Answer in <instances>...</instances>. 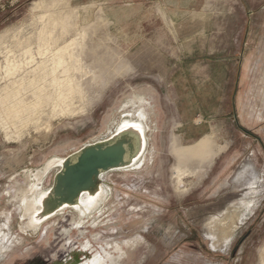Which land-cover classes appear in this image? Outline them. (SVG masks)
Returning <instances> with one entry per match:
<instances>
[{"label": "rangeland", "instance_id": "1", "mask_svg": "<svg viewBox=\"0 0 264 264\" xmlns=\"http://www.w3.org/2000/svg\"><path fill=\"white\" fill-rule=\"evenodd\" d=\"M59 23L77 45L73 102L84 111L19 142L0 133L1 208L25 171L106 138L137 95L152 121L147 157L105 177L100 224L81 232L54 217L0 264H59L87 240L89 255L132 242L120 264H264V0H0V64L24 57L17 41L37 55L39 34L57 37ZM179 164L194 175L177 184ZM218 210L234 225L225 240L202 225Z\"/></svg>", "mask_w": 264, "mask_h": 264}, {"label": "bare ground", "instance_id": "2", "mask_svg": "<svg viewBox=\"0 0 264 264\" xmlns=\"http://www.w3.org/2000/svg\"><path fill=\"white\" fill-rule=\"evenodd\" d=\"M59 24H61V33L57 37L47 39L42 37V33L37 37L36 54L38 56L31 49L30 39L25 42L17 41L20 50H23L24 57L11 59L10 56H5L4 64H0V71L3 73L0 77L2 81L0 86V133L9 141L19 142L34 132L51 128V122L54 119L72 116L78 110L84 111L83 107L79 108L73 102L76 87L71 70L73 69L72 61L78 55L75 53L77 45L75 39L66 37L69 34L68 25ZM50 45L52 46L49 48ZM131 103L132 109L127 110L125 107L127 111L122 113L108 136L97 140L101 141L112 136L100 147L104 150H111L115 147L121 150L122 162L100 173L72 200L61 202L64 189L51 190L52 185L45 188L44 184L52 168L57 167L58 171L67 161L74 160L76 155L67 158L53 157L36 170L23 171L22 176L25 181L23 184L16 181L15 195L10 191L6 192L10 196L7 200L9 208L6 206L1 208L0 203V256L10 247L22 244L29 235H37L41 227L54 217L59 216L67 220L66 216H72L74 224L70 228L72 230L82 229L83 224L89 218H93L91 221L93 227L102 222V219L99 221L97 219L102 214L104 205L112 193L111 189L103 183L105 177L113 172L127 174L129 171L139 169L147 157L150 142L147 132L151 129V120H149L148 111L143 103L147 104L148 101L145 97L137 95ZM174 170L177 184L185 177L194 175L192 170L180 164ZM227 212L218 210V213L202 219V225L205 226L213 240L217 239V233H214L215 227L220 226L221 233L226 235L223 239L228 237L233 230L234 225L225 223L229 217ZM17 217L19 218L18 229L21 233L13 235V221ZM7 235L11 237L6 242ZM219 244L214 243V247H218Z\"/></svg>", "mask_w": 264, "mask_h": 264}, {"label": "water", "instance_id": "3", "mask_svg": "<svg viewBox=\"0 0 264 264\" xmlns=\"http://www.w3.org/2000/svg\"><path fill=\"white\" fill-rule=\"evenodd\" d=\"M111 137L107 139H111ZM107 139L84 145L67 156L76 155V158L71 162L67 161L64 167H61L55 173L50 187L51 190L64 189L61 202L72 200L100 173L122 162L123 154L121 150L116 147L111 150H104L100 147Z\"/></svg>", "mask_w": 264, "mask_h": 264}, {"label": "flooded vegetation", "instance_id": "4", "mask_svg": "<svg viewBox=\"0 0 264 264\" xmlns=\"http://www.w3.org/2000/svg\"><path fill=\"white\" fill-rule=\"evenodd\" d=\"M65 231L68 232L70 230L66 229ZM80 231L83 232L82 229H80ZM10 237H11L10 235L6 236L7 238L6 242L9 241ZM90 245L91 244L88 240L85 243H82V250L74 251L73 253L74 257L70 255L59 264H120L121 258L127 255L130 248L134 247V244L129 241L114 242L112 246L105 245V247H101V252L98 251L94 254L89 255V248H91ZM108 248H113V251L117 252L116 257L114 254L115 252L108 251L107 250ZM124 248L127 249L125 250ZM9 249L4 251L2 254L6 253ZM79 255H83V259H79ZM21 264H29V262L23 261Z\"/></svg>", "mask_w": 264, "mask_h": 264}]
</instances>
